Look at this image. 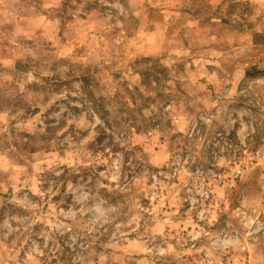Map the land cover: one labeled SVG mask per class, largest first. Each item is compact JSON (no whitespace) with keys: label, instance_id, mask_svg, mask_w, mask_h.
Segmentation results:
<instances>
[{"label":"rangeland","instance_id":"374dc122","mask_svg":"<svg viewBox=\"0 0 264 264\" xmlns=\"http://www.w3.org/2000/svg\"><path fill=\"white\" fill-rule=\"evenodd\" d=\"M0 264H264V0H0Z\"/></svg>","mask_w":264,"mask_h":264},{"label":"trees","instance_id":"16d2710c","mask_svg":"<svg viewBox=\"0 0 264 264\" xmlns=\"http://www.w3.org/2000/svg\"><path fill=\"white\" fill-rule=\"evenodd\" d=\"M55 129V128H54ZM99 141V140H98Z\"/></svg>","mask_w":264,"mask_h":264}]
</instances>
